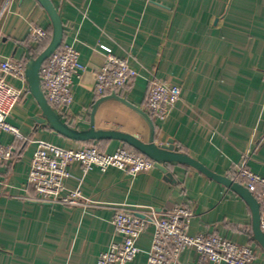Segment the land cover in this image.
I'll return each mask as SVG.
<instances>
[{
	"label": "crops",
	"instance_id": "0c3cea01",
	"mask_svg": "<svg viewBox=\"0 0 264 264\" xmlns=\"http://www.w3.org/2000/svg\"><path fill=\"white\" fill-rule=\"evenodd\" d=\"M63 26L62 46L80 53L86 70L73 89V103L62 120L83 131L91 126L94 104L112 94L138 110L144 106L149 80L181 88V99L164 123L152 118L155 142L170 139L183 152L213 172L236 180V169L247 167L264 178V0H51ZM32 26L52 35V22L37 0H0V61L27 63L41 45L30 39ZM128 59L138 71L121 93L97 97L96 73L106 53ZM61 46V47H62ZM23 89L7 120L28 141L5 133L13 160L0 182V264H98L115 235L112 224L119 208L136 214H164L173 207L190 209V234L215 235L254 247L264 264V250L253 238L249 205L238 194L185 165H168L171 176L157 167L132 175L128 170L71 166L68 190L78 189L85 205L70 207L37 203L28 174L35 141L65 148L94 146L107 154L127 146L117 140L75 142L36 121L41 109L27 82L6 77ZM146 113V112H145ZM97 130H115L149 142L151 127L133 107L115 98L94 113ZM24 146L22 147V142ZM153 238L149 228L138 242L140 254L131 264H147ZM184 263H197L191 250Z\"/></svg>",
	"mask_w": 264,
	"mask_h": 264
},
{
	"label": "built area",
	"instance_id": "2783aa9c",
	"mask_svg": "<svg viewBox=\"0 0 264 264\" xmlns=\"http://www.w3.org/2000/svg\"><path fill=\"white\" fill-rule=\"evenodd\" d=\"M51 38L43 28L32 26L30 39L43 45ZM106 53L103 67L96 73L94 92L103 97L108 93H121L132 85L138 71L128 59L112 55L110 48L101 46ZM86 70L80 53L73 46H62L42 65L41 84L45 97L53 109L63 118L69 114L73 103V89ZM26 81V62L18 60L0 61V182L3 184L2 168L14 158L10 145H4L1 138L5 133L15 139H28L20 130L8 122L13 107L22 97L23 89H17L6 77ZM181 99V88L169 84L158 77L149 80V91L144 110L156 121H167ZM28 174V184L35 191L30 198L37 203L78 207L85 205L78 189L68 190L67 181L71 177L73 164L81 165L83 172L98 168L102 172L110 168L128 170L136 176L154 167L148 157L126 147L107 154L94 146L65 148L45 140L35 141ZM236 180H243L244 186L260 203V227L264 233V178L253 173L244 159L236 169ZM144 218L128 209L119 208L113 218L115 235L120 237L98 257V264H131L140 254L139 240L149 229L153 238L148 252L147 264H192L181 261L187 250L194 251L199 261L194 264H251L257 259L254 247L242 245L215 235L190 234L193 216L190 209L176 206L164 214L151 212L142 214Z\"/></svg>",
	"mask_w": 264,
	"mask_h": 264
},
{
	"label": "water",
	"instance_id": "95a60500",
	"mask_svg": "<svg viewBox=\"0 0 264 264\" xmlns=\"http://www.w3.org/2000/svg\"><path fill=\"white\" fill-rule=\"evenodd\" d=\"M37 2L45 9L51 19L52 35L46 48L36 57H29L26 63V82L31 95L41 109V115L36 118V121L44 126L48 125V127L57 135L75 142L106 140H117L123 142L138 151L140 154L151 159L154 162V166L160 169L166 175V178L171 176L167 166L171 164H179L193 168L209 179L224 185L231 191L238 194L249 205L253 217V238L264 250V233L260 227V203L255 196L241 183L228 176H222L213 172L198 160L180 152L179 148L175 146L172 139H170L167 144L158 145L155 142V126L153 120L147 113L138 110L125 99L117 96L116 94H112L109 97H104L98 100L94 104L91 126L88 130L80 131L74 129L62 120V117L53 109L44 95L40 78V70L45 61L62 46L64 39V26L59 12L51 0H37ZM109 98L118 99L126 105L133 107L146 118L151 127V137L149 142H143L139 138L121 131L95 129L94 113L98 106ZM138 216L144 218V215L142 214H138Z\"/></svg>",
	"mask_w": 264,
	"mask_h": 264
},
{
	"label": "trees",
	"instance_id": "16d2710c",
	"mask_svg": "<svg viewBox=\"0 0 264 264\" xmlns=\"http://www.w3.org/2000/svg\"><path fill=\"white\" fill-rule=\"evenodd\" d=\"M49 41H50V39L48 40V41H46L43 45H41L40 47H39V49H38V51L37 52H33L32 53V57H36L37 55H39V53H41L45 48H46V46L48 45V43H49ZM22 141V140H21ZM25 141V140H24ZM22 142V147L24 146V143L25 144H27V142ZM126 148H128V149H130V150H134L133 148H131V147H129L128 145L127 146H125ZM136 151V150H135ZM137 153H139L138 151H136ZM140 154V153H139Z\"/></svg>",
	"mask_w": 264,
	"mask_h": 264
}]
</instances>
